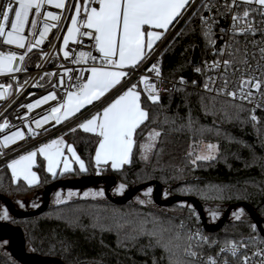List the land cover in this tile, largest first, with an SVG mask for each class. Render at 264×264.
<instances>
[{"label": "trees", "instance_id": "1", "mask_svg": "<svg viewBox=\"0 0 264 264\" xmlns=\"http://www.w3.org/2000/svg\"><path fill=\"white\" fill-rule=\"evenodd\" d=\"M205 3L201 1L192 10L160 52L163 77L187 82L188 86L156 101L139 89L147 120L136 131L128 165L120 170L97 166L94 157L99 137L77 128L65 139L85 162L86 173L75 170L52 178L39 156L36 172L40 183L29 187L22 181L15 182L9 168L1 165L0 194L13 201L43 192L59 180L110 176L130 188L157 182L173 196L195 198L203 206L204 217L207 210H219L223 217L229 206L248 204L260 218L264 214V116L254 120L245 105L189 86L197 79L195 50L200 59L210 54L211 37L205 34L204 26ZM153 131L158 132L156 146L149 156H144ZM208 144L218 146L217 155L197 160L199 151ZM172 207L169 212L132 201L116 205L108 200H76L50 205L39 216L12 219L11 223L24 232L30 253L55 258L63 264H207L200 255L213 253L220 245L245 237L258 238L257 242L264 245L250 217L227 221L219 232L212 233L191 203H175ZM198 228H204L208 239L195 246L192 231ZM0 264L19 263L9 251L0 248Z\"/></svg>", "mask_w": 264, "mask_h": 264}, {"label": "built area", "instance_id": "2", "mask_svg": "<svg viewBox=\"0 0 264 264\" xmlns=\"http://www.w3.org/2000/svg\"><path fill=\"white\" fill-rule=\"evenodd\" d=\"M201 1L203 0H194L191 6L195 8ZM4 2L5 0H0V5ZM205 2L204 26L207 32L211 26L210 54L202 59L199 58L194 71L197 79L189 86L198 88L202 93L245 105L249 108L252 118L264 116V89L259 91L252 89L253 96L242 100L238 88L242 78L264 79V53L261 52V49H264V15L255 14L254 34H241L239 28L233 31L232 15L234 13L225 9L226 0H205ZM227 2L231 3V0ZM64 3L65 7L62 9L46 4L41 10V16L30 15V22L37 21V34L33 36L31 23H29L25 29V48H18L14 44L6 45L0 37V51L14 52L17 55V60L13 64L14 70L0 73V86H3L0 88V92H3V96L0 97V125L7 122V127L0 130V166L54 137L65 136L73 129L76 130L83 121L98 113L106 102L93 105L86 111L69 119H63L59 123L49 116L52 107L58 106L62 100L67 99L69 91L78 92L79 86L86 82L89 72H82L81 69L92 66L91 57H97L94 62L97 66L101 64V54L96 50L94 40L82 35L86 31L85 28H80L81 34H78L75 41L70 39L68 45H64L63 38L67 36L71 19L76 16L74 5H83L85 0H64ZM48 12L60 17L58 21L47 20V23L55 24L56 27L50 28L42 44L28 51L29 44L39 39L38 33L43 31ZM84 15L82 9L78 19L82 21ZM212 18L215 19L214 24ZM205 20L208 21L207 24ZM161 49L162 47L159 46L148 53L140 65L129 69L120 90L135 84L137 90L141 89L143 94L149 97V92L153 90L146 89L147 83L154 85V94L159 100L164 95L175 93L180 88L188 86L187 82L171 81L163 77L160 72ZM65 51H69L67 58L64 56ZM81 52L89 53L90 56H86L77 63ZM21 55L24 56L23 61L19 60ZM224 61L229 63L225 65ZM153 65L157 66L159 75L156 71H149ZM142 77H146L147 81H142ZM61 78L63 83L60 82ZM232 91L236 92L235 98L226 94ZM51 92L56 93V100L49 99L47 103L35 106L37 100H41ZM29 104L33 107L29 108ZM45 116H49L48 121L37 127L36 121H43ZM17 131L23 132V138H18L14 143L5 144V136H10ZM192 239L195 246L205 242L208 238L204 228L193 230ZM257 241L258 238L245 237L238 242L220 245L215 252L200 255V258L207 264H210L212 258H215L217 264H225V261L227 264H243L246 256L248 264H264V245ZM233 244L237 247L236 256L227 251ZM222 249L225 251H221ZM192 253L190 251V254Z\"/></svg>", "mask_w": 264, "mask_h": 264}, {"label": "snow or ice", "instance_id": "3", "mask_svg": "<svg viewBox=\"0 0 264 264\" xmlns=\"http://www.w3.org/2000/svg\"><path fill=\"white\" fill-rule=\"evenodd\" d=\"M188 3L189 0H85L83 5H74L76 16L71 19L72 26L68 29L67 36L63 38L64 45L67 46L70 39L75 41L78 34H81L80 28H85L86 31L82 35L94 40L95 48L101 54V64L97 66L94 63L97 57H91L92 66L88 69H81L82 72H89L90 77L86 78V82L82 86H79L78 92L69 91L66 100H62L58 106L51 108L49 113L51 119L57 123L61 122L70 114L78 111L85 103L99 99L108 90L120 83L121 78L127 75L123 69L129 65L135 66L139 61L145 59L146 53H150L153 47V42L160 38V34L155 30H167L169 25L181 15V10ZM46 4L53 5L57 9L65 7L64 0H5L0 5V37L3 38V43L6 45L14 44L21 49L25 48V29L29 23H31L33 36L37 34V21L32 20L30 22L29 17L30 15L41 16V10ZM224 7L227 11L234 13L232 15L233 31L235 32L239 28L241 34H254L256 31L254 27L255 14L264 15V0H231V3L226 0ZM82 9L85 15L80 21L78 17ZM49 19L58 21L60 17L52 12L47 13L43 31L38 33L39 39L29 44L28 51L42 44L50 28L56 27L55 24L47 23ZM207 22L205 20L206 24ZM212 23H215L214 18H212ZM205 34H211V26ZM261 52L264 53V49H261ZM64 56L67 58L69 51H65ZM86 56H90V54L81 52L76 62H81ZM23 59V55L19 56L20 61ZM16 60V53L0 51V73L13 71V64ZM228 63V61H224L225 65ZM149 71H156L159 75L156 65H153ZM142 81L146 82L147 78L142 77ZM60 82L63 83V78ZM2 87L0 86V88ZM148 88L153 90L149 92V98L156 101L158 96L154 94V85L146 83V89ZM238 88L240 99H249L253 96L252 89L257 91L264 89V79L242 78ZM226 94L233 98L236 97L235 91ZM2 96L3 92H0V97ZM49 99L56 100V93L51 92L48 96L37 100L35 106L47 103ZM28 107L32 108L33 105L29 104ZM61 109L64 111L61 112ZM49 116H45L43 121H36L37 127L47 122ZM146 117L147 113L142 110L140 105V93L136 91V85L133 84L127 91L112 99L107 107L103 108L102 115L97 113L81 124L80 127L84 131L97 133L101 137L96 151L97 164L111 161V166L118 168L127 163L134 146L135 130ZM253 119L255 120L256 117L253 116ZM5 127H7L6 121L0 125V130ZM23 135V132L20 131L13 132L12 135L5 136L4 143H14L18 138L22 139ZM62 145V140H53L38 149L47 160L48 171L53 174H55V168L59 163ZM69 150L71 151V149ZM36 155L37 152L33 151L21 156L19 160H13L9 165L13 175H23L24 179L31 182L30 178H34L35 174L31 173L29 169ZM73 155H75L74 152ZM77 159L79 158L77 157ZM80 166L83 169L82 161ZM65 170H67V165H65ZM6 211L5 209V214ZM221 251L225 250L222 249ZM227 251L236 256V245L233 244ZM191 255L195 254L192 253ZM210 264H217L215 258L210 260ZM243 264H248V257H244Z\"/></svg>", "mask_w": 264, "mask_h": 264}, {"label": "water", "instance_id": "4", "mask_svg": "<svg viewBox=\"0 0 264 264\" xmlns=\"http://www.w3.org/2000/svg\"><path fill=\"white\" fill-rule=\"evenodd\" d=\"M193 9L194 6H190V8L185 13V15L182 17V19L178 22V24L174 27V29L171 31V33L167 36V38L163 42V44L161 45L162 48L169 41V39H171V37L174 35V33L177 31L180 25L185 21V19L188 17V15L192 12ZM198 62H199V52L198 50H195L193 56V64L196 66ZM98 182L105 183V193L107 200L116 205H125L129 203L137 193L141 192L146 188L154 186L155 189L153 193V199L158 206L170 207L178 202H189L194 206L203 225L208 229V231L212 233L219 232L226 225L231 211L235 207H237V205L229 206L225 211L221 220L218 222V224L213 228H209L205 222L203 206L197 199L190 197L173 196L166 201H161L159 200L158 195L162 191L163 186L157 182L146 183L133 187L122 198H114L110 192L111 189L117 184V181L115 178L110 176H89L75 180L63 179L56 181L45 187V189L42 192V196H43L42 206L38 210L32 212L17 211L12 201L1 194H0V202L5 206L8 213L12 216V219L20 220V219L32 218L45 213L50 208L51 193L54 189L57 188L78 189L81 187H87L93 183H98ZM240 206L244 207L247 210L249 217L253 220L255 226L259 231V234L261 235V237L264 238V230L262 229L260 218L257 212L248 204H241ZM5 241L8 242L7 249L10 255L19 264H63V262H61L58 259L42 257L38 254L27 252L24 232L22 231L21 228L14 226L9 222L0 223V242H5Z\"/></svg>", "mask_w": 264, "mask_h": 264}, {"label": "rangeland", "instance_id": "5", "mask_svg": "<svg viewBox=\"0 0 264 264\" xmlns=\"http://www.w3.org/2000/svg\"><path fill=\"white\" fill-rule=\"evenodd\" d=\"M72 26V25H71ZM70 26V27H71ZM64 109H61V112H63ZM83 111V110H82ZM63 135L54 137L53 139L42 143L39 145L37 149H39L42 145L44 144H49L53 140H62ZM158 139V132L153 131L150 135L149 138V143L145 145L143 155L144 156H149L152 151L154 150L156 143ZM36 150V149H35ZM35 150H32L30 152H33ZM29 153V152H28ZM28 153L24 154L23 156L27 155ZM218 153V146L216 144H208L204 145L202 149L199 151L197 155V160H208L211 158H214ZM21 157V156H20ZM19 160V158L15 159ZM12 163V160L5 165L9 168L10 172L13 175L12 169L9 167V165ZM32 165V164H31ZM31 167V166H30ZM30 172H33L32 169H29ZM17 178L18 176H14V178ZM123 186V187H121ZM101 188L100 194L95 193L94 188ZM130 187L117 183L112 189H111V195L114 198H122L127 192L130 191ZM154 186H151L149 188H146L142 190L141 192L137 193L133 198L132 202L135 204H140L144 205L153 209H158V210H164V211H169L171 212L173 210V207H160L156 204V202L153 199V193H154ZM173 195L171 194V191L168 188H163L162 191L159 193L158 198L161 201H166L170 199ZM76 200H98V201H105L107 200L106 193H105V183L104 182H98V183H93L87 187H81L78 189H63V188H57L54 189L51 193V201L50 205L51 206H56V205H61L65 203H70L72 201ZM12 201V200H11ZM14 204L15 208L19 212H32L38 210L42 204H43V196L41 191L35 192L34 195L27 196L26 198L19 199L15 198V200L12 201ZM185 204L186 202H178ZM5 206L0 202V223H5L9 219L12 218V216L6 211V214L4 212ZM7 210V209H6ZM240 210H243L242 212ZM222 212L219 210H207L205 214V220L206 224L209 228H213L218 224V222L222 218ZM249 214L247 210L242 207V206H237L235 207L228 218V221L233 222V221H240L244 220L245 218H248ZM260 222L262 229L264 230V214L260 216ZM7 245L8 242H0V248L2 250H7ZM27 252H31V249L29 246H26Z\"/></svg>", "mask_w": 264, "mask_h": 264}, {"label": "crops", "instance_id": "6", "mask_svg": "<svg viewBox=\"0 0 264 264\" xmlns=\"http://www.w3.org/2000/svg\"><path fill=\"white\" fill-rule=\"evenodd\" d=\"M193 0H189V3L185 6V8L184 9H182L181 10V15L183 14V12L185 11V9L187 8V6L192 2ZM180 15V16H181ZM179 16V17H180ZM178 17V18H179ZM178 18L171 24V25H169V27H168V29L167 30H163V29H156L155 31H157L159 34H160V38L159 39H157V40H155L154 42H153V47H152V49H151V51H153V50H155L156 48H158L159 46H161L162 44H163V42L165 41V37H166V34L171 30V28H172V26L174 25V23L178 20ZM150 51V52H151ZM148 53H146V55H147ZM144 60V59H143ZM143 60H141V61H139L135 66H132V65H129V66H126L124 69H123V71H125L126 73H127V71L129 70V69H133V68H136L138 65H140L142 62H143ZM88 77H90V73H89V76ZM125 78H126V76L125 77H122L121 78V81H120V83H118L117 85H115L113 88H111L110 90H108L103 96H101L99 99H93L92 100V102L91 103H85L78 111H76V112H74V113H72V114H70L67 118H65V119H69V118H71V117H73V116H75V115H77L78 113H80L82 110H84L85 108H88V107H90V106H92V105H96V104H99V103H101V102H104V101H106L105 102V104L102 106V108L100 109V111L98 112V113H100L101 115H102V111H103V108L104 107H107V105H108V103H110L111 102V100L112 99H114L117 95H119V94H122L124 91H127V89L128 88H126V89H123V90H120V88H121V86L123 85V82H124V80H125ZM118 90H120V91H118ZM118 91V92H117ZM136 91H138L139 93H140V105H141V97H142V94H141V92L139 91V90H137L136 89ZM141 108H142V105H141ZM142 110H144L143 108H142ZM145 111V110H144ZM146 112V111H145ZM147 113V112H146ZM97 114V113H96ZM96 114H94V115H96ZM93 116V115H92ZM92 116H90L89 118H87L85 121H83L81 124H83V123H85L88 119H91L92 118ZM146 120H147V117H146V119L137 127V129L135 130V133H134V136H133V139H134V146H133V149H132V152H131V154H130V156H129V161L127 162V163H124L122 166H120V167H118V168H113L112 166H111V161H109L108 163H104V162H101V163H99V164H97V162H96V152H95V157H94V160H95V164L97 165V166H99V167H102V166H109L111 169H113V170H120V169H122L125 165H128L130 162H131V158H132V154H133V150H134V148H135V134H136V131L138 130V128L142 125V124H144L145 122H146ZM80 124V125H81ZM80 125H79V129H81V130H83L84 131V129L83 128H81L80 127ZM86 132V131H85ZM88 133H91V134H94V135H96V136H98L99 137V135L97 134V133H94V132H88ZM99 139H101V137H99ZM62 141H63V145H62V147H61V156L59 157V163H58V165H57V167L55 168V174H53L52 172H49L48 171V164H47V160L44 158V155L43 154H41L39 151H38V147L37 148H34V149H32V150H35L36 152H37V155L34 157V160H33V163H32V165H31V169H32V171L33 172H31V173H34L35 175H34V178H30V180H31V182L29 181V180H26V179H24V177H23V175H18V177L16 178H14V176H13V178H14V180H15V182H18V181H22V182H24L27 186H29V187H35V186H38L39 185V183H40V178H39V175L37 174V172H36V166H37V164H38V157L39 156H41L43 159H44V161H45V167H46V171H47V173L49 174V175H51L52 176V178H56V177H62V176H66V175H70V174H72L73 172H75V170H78L79 172H81V173H86L87 172V166H86V164H85V162L81 159V157L79 156V154L77 153V151H76V149H75V147L73 146V145H70V144H68L67 142H66V139H65V136L63 137V139H62ZM45 143V142H44ZM98 147H99V144H98ZM98 147H97V149H98ZM69 149H71V151L69 150ZM32 150H29L28 152H30V151H32ZM97 151V150H96ZM28 152H26V153H28ZM73 152L75 153V155H73ZM26 153H24V154H26ZM24 154H22V155H20V156H23ZM20 156L19 157H17V158H20ZM77 157L79 158V159H77ZM17 158H15V159H17ZM14 159V160H15ZM13 161V160H12ZM83 162V165H84V167H83V169L81 168V166H80V162ZM65 165H67V170H65ZM30 171V170H29ZM12 174V173H11ZM100 190H101V188H94V191H96L95 193H99L100 194Z\"/></svg>", "mask_w": 264, "mask_h": 264}, {"label": "flooded vegetation", "instance_id": "7", "mask_svg": "<svg viewBox=\"0 0 264 264\" xmlns=\"http://www.w3.org/2000/svg\"><path fill=\"white\" fill-rule=\"evenodd\" d=\"M11 220H12V218H11V219H9L7 222L11 223ZM11 224H12V223H11Z\"/></svg>", "mask_w": 264, "mask_h": 264}]
</instances>
